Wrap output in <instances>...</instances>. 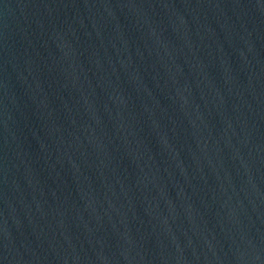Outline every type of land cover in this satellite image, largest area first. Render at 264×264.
Masks as SVG:
<instances>
[{
    "label": "water",
    "instance_id": "obj_1",
    "mask_svg": "<svg viewBox=\"0 0 264 264\" xmlns=\"http://www.w3.org/2000/svg\"><path fill=\"white\" fill-rule=\"evenodd\" d=\"M0 264H264V0H0Z\"/></svg>",
    "mask_w": 264,
    "mask_h": 264
}]
</instances>
